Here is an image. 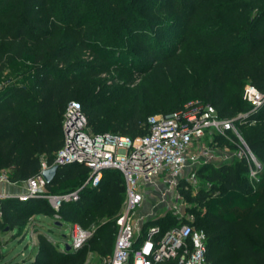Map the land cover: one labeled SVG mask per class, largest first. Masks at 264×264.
Masks as SVG:
<instances>
[{"label":"trees","instance_id":"1","mask_svg":"<svg viewBox=\"0 0 264 264\" xmlns=\"http://www.w3.org/2000/svg\"><path fill=\"white\" fill-rule=\"evenodd\" d=\"M175 24L182 33L170 47L160 36L173 37ZM134 73L140 77L129 89ZM247 83L264 91V0H0V174L22 182L42 161L52 164L71 100L94 133L130 137L147 132L149 115L203 101L219 117L235 119L260 168L250 179L244 158L201 165L196 176L208 188L193 196L183 191L197 206L191 222L205 233L208 264H264V103L252 109L243 94ZM88 174L79 163L59 165L44 192L71 191ZM124 199L121 171L106 169L97 186L57 210L45 197H3L0 232L24 234L32 223L38 241L27 264L108 258ZM36 216L91 234L78 248L61 247ZM177 223L163 215L144 227L164 231ZM217 244L230 249L231 260L215 257ZM2 247L0 240V259Z\"/></svg>","mask_w":264,"mask_h":264},{"label":"built area","instance_id":"2","mask_svg":"<svg viewBox=\"0 0 264 264\" xmlns=\"http://www.w3.org/2000/svg\"><path fill=\"white\" fill-rule=\"evenodd\" d=\"M244 97L253 110L264 103V91L247 83ZM240 116V115H239ZM148 130L143 135L118 136L108 132L94 133L80 104L69 101L62 115L63 144L55 153L52 164L41 162L40 171L25 181L20 199L45 197L57 210L64 201H76L85 187H95L106 169L121 171L125 182V199L115 222L117 232L112 254L102 258L103 264H208L204 231L189 220L162 230L159 225H145L137 216V207L145 197L147 187L157 182L175 189L180 181L192 182L198 168L216 160L218 137L234 133L239 157L245 158L251 178H256L260 163L241 139L234 118H222L215 108L193 100L167 114L147 117ZM226 156L221 155L225 162ZM79 163L89 170L88 177L75 189L46 194L43 169L53 164ZM8 182L4 172L0 183ZM0 192L1 199L5 197ZM72 246L78 248L91 234L77 224L72 228Z\"/></svg>","mask_w":264,"mask_h":264},{"label":"rangeland","instance_id":"3","mask_svg":"<svg viewBox=\"0 0 264 264\" xmlns=\"http://www.w3.org/2000/svg\"><path fill=\"white\" fill-rule=\"evenodd\" d=\"M173 29V37H167L161 35V39L165 42H168L170 47L176 46L177 38L181 35V28L179 24H175L171 27ZM115 72L111 71L109 74H103L106 78L112 76ZM134 82L129 85V89L139 80L140 74L134 73ZM180 81H185L184 76L180 77ZM131 94V93H130ZM115 104L107 109L108 112L112 111ZM237 140L233 139L231 134L229 137H223V139L217 140L216 145V160L211 164L213 166H218L221 163V155L226 156L225 162L233 163L242 157L238 155V147L234 145ZM245 159V158H244ZM246 161V159H245ZM247 163V161H246ZM247 177L251 178L250 170L247 173ZM8 182H1V184ZM17 184H15L16 186ZM205 189L208 188V184L203 182L200 177H197L192 182L180 181L175 189H168L166 186L157 182L155 186L147 187L145 192V197L141 204L137 207V216L143 217V221L153 220L160 216H166L172 218L173 221L178 222L179 220H194V210L197 208L194 202L188 200L183 191H188L189 196L195 195L196 190L199 187ZM19 194L25 190V185H20ZM154 208V209H153ZM153 211V212H152ZM35 217V216H30ZM38 222L43 225L47 230L49 229V234L51 237L57 241L61 247L65 244L72 246V228L73 225L70 224H61L60 227H57V220H54L47 216H36ZM28 232L19 233V235L12 236V232L7 234H1L0 240L3 244L4 256L0 259V264H27V261L31 259L33 254L35 243H37L36 234L32 228V223L27 227ZM73 247V246H72ZM212 252L215 254L217 259H221L223 263L228 262L232 259L230 249L225 247V245L217 244L212 249ZM83 264H103L102 259L96 255L89 256V258Z\"/></svg>","mask_w":264,"mask_h":264},{"label":"crops","instance_id":"4","mask_svg":"<svg viewBox=\"0 0 264 264\" xmlns=\"http://www.w3.org/2000/svg\"><path fill=\"white\" fill-rule=\"evenodd\" d=\"M8 184H11V185H7L5 183H2L1 184L2 186L0 187V192L4 193L7 196H17L19 194V187L18 186L25 185L26 183H25V181H22V182H8ZM15 184H17V185L15 186Z\"/></svg>","mask_w":264,"mask_h":264},{"label":"water","instance_id":"5","mask_svg":"<svg viewBox=\"0 0 264 264\" xmlns=\"http://www.w3.org/2000/svg\"><path fill=\"white\" fill-rule=\"evenodd\" d=\"M58 166L59 165H57V164H53V165L49 166L48 168H45L42 170L41 174L47 183L53 179Z\"/></svg>","mask_w":264,"mask_h":264}]
</instances>
